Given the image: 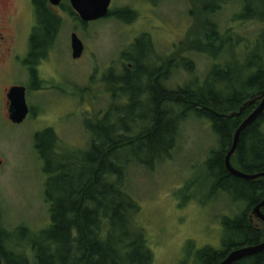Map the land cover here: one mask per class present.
I'll use <instances>...</instances> for the list:
<instances>
[{
  "label": "trees",
  "instance_id": "trees-1",
  "mask_svg": "<svg viewBox=\"0 0 264 264\" xmlns=\"http://www.w3.org/2000/svg\"><path fill=\"white\" fill-rule=\"evenodd\" d=\"M214 1L217 4L213 6L193 1L190 14L194 20L183 46L216 60L230 49L244 57L242 67L232 66L236 60L213 62L202 84L194 89L190 85L170 89L155 78L154 84L143 85L149 97L139 100L141 82L150 79L153 72L144 69V39L136 40L131 59L134 71L126 70L124 76L131 95L130 106L125 111L116 109L113 123L105 118L95 126V119L86 120L92 135L86 149H78L76 157L65 158L53 146L49 147L58 141L52 130L36 133L35 146L44 162L43 170L49 175L44 193L51 203L50 225L29 242L12 241L0 229V256L4 264H151L153 252L144 229L135 221L140 206L127 189V169L134 163L151 169L168 158L175 145L178 124L190 113L209 120L217 136L218 147L211 150L204 163L211 192L220 191L233 203L241 201L244 205L239 214L222 217V247L197 250L195 264H219L231 250L264 241V223L251 217V209L264 199V178L243 180L231 175L224 166L233 134L255 104L246 106L239 116L228 115L264 90V0H240L238 18L259 24L251 43L241 36L233 41L230 29H220L214 15L224 0ZM256 1L263 7H256ZM117 15L127 17L129 11L122 9ZM183 61L185 69L193 67L187 59ZM170 64L166 62V68ZM146 103L150 106L145 109ZM134 109L147 114L142 121L149 122L141 132L126 126L128 119L123 115L132 116ZM263 123L264 112L242 132L231 158L232 165L243 172H264ZM54 164L58 165L53 168ZM187 245L190 252L193 244L188 241ZM234 264H264V252Z\"/></svg>",
  "mask_w": 264,
  "mask_h": 264
},
{
  "label": "rangeland",
  "instance_id": "rangeland-1",
  "mask_svg": "<svg viewBox=\"0 0 264 264\" xmlns=\"http://www.w3.org/2000/svg\"><path fill=\"white\" fill-rule=\"evenodd\" d=\"M152 1L114 0L112 8L133 6L138 14L136 19L127 22L128 16L109 18L78 28V36L85 39L86 54L78 63L72 62L65 50L51 54L53 83L58 85L57 89L30 90L26 99L31 112L23 122L15 124L9 120L3 92L6 83L0 81V229L12 241L29 242L50 225L51 203L44 193L49 175L43 170L44 162L35 146L36 133L52 128L58 142L66 143L64 148L55 147L65 158L76 157L78 149H86L92 138L86 120L92 119V113L106 108L107 104L103 95L91 96L95 95L97 86L100 88L99 84L91 85L97 82V74L96 81L90 84L93 93L86 88L93 68L105 70L110 64L118 75V58L128 50L135 34L146 33L150 37L155 51L151 50L144 62L153 72V78L154 67L163 68L162 79L170 89L186 85L196 88L216 61L224 64L236 60L232 66L242 67L244 57L230 49L216 60L183 46L194 20L190 14L194 0H157L155 7L151 6ZM197 1L212 6L216 3L214 0ZM26 5L22 0H12L9 9L13 19L26 18L30 10L27 7L25 12ZM255 5L263 7L259 1ZM241 9L240 0H224L214 19L221 30L230 29L233 41L241 36L251 43L259 24L238 18ZM72 27L68 19L62 31L68 35ZM183 59L193 67L185 69ZM171 60L177 61V65L166 70V62L172 63ZM77 78L83 90L80 94L78 88V101L68 95L73 86L66 82ZM239 79L242 81L243 76ZM149 106L146 103L145 109ZM142 122L147 125L149 121ZM177 132L168 158L151 169L138 163L130 164L127 169V189L140 206L135 221L144 229L153 252L151 264H195L197 250L206 246L220 249L224 232L222 217L235 216L244 208L241 201L233 203L226 194L211 192L204 167L211 150L218 147L211 122L190 113L179 122ZM254 221L257 220L254 218ZM19 227L22 228L17 230ZM188 241L193 244L190 252H187Z\"/></svg>",
  "mask_w": 264,
  "mask_h": 264
},
{
  "label": "flooded vegetation",
  "instance_id": "flooded-vegetation-1",
  "mask_svg": "<svg viewBox=\"0 0 264 264\" xmlns=\"http://www.w3.org/2000/svg\"><path fill=\"white\" fill-rule=\"evenodd\" d=\"M22 1L27 4L25 12L27 13V7L30 9L29 14H26V18L21 19L18 17L17 19H13L9 9V5L12 4V0H0V81L6 83V85H4L5 87L3 92L5 95L7 112L9 109L7 94L12 87H24L25 99L27 94L32 89H36L37 91L42 89L48 91L51 89L55 90L58 85L53 83L54 76L51 70L52 64L50 62L51 54L65 50L72 62L78 63V60H81V58L86 54V43L83 41V37L78 36V28H86L91 22H99L109 18L115 19L118 17V12L122 9H127L129 11V20H127V22H132V20H135L138 16L137 11L133 8V6L124 5L121 9L112 8L111 6L114 0H110L108 12L104 17L92 21L82 20L78 13L73 10L70 0H58L56 3H53L51 0ZM156 3L157 0H153L151 2V6L155 7ZM38 4H42L43 7L40 9ZM68 19L72 22L73 27L67 35L66 32L62 31V29ZM73 34H76L83 44L82 54L80 57L76 58L73 57ZM142 38L144 39L145 44L143 49V59L145 60L147 54L154 49L148 34L140 33L139 35L135 34V36L132 37V40L128 44V50L122 52L121 56L118 58V75H115L114 66H110V64L105 70L99 71V68H93L94 71L91 74V81L89 82V86L86 88L89 89L88 91L92 94L93 91L91 90V85L97 86L99 84L100 88L97 86L95 95L92 94L91 96L98 98L103 95L107 103L106 108L104 107L97 111L95 110V112L92 113V119H95V126L105 118L109 120V123H113L112 117L116 115V109L125 111V109L130 106L131 95L126 81L124 80V76L126 75V70L134 71V63L131 61V59L134 58L133 46L136 40ZM178 45L179 44L177 43L175 47H178ZM129 50L132 52H128ZM93 55L94 53L92 56ZM148 58H150V56ZM144 60V69L145 71H148L150 69L146 67L147 63L144 62ZM171 62L172 64L167 66L166 70H170L177 65V61L175 63L174 60H171ZM162 70V67L155 66V77L153 78L151 76L150 79H143L141 82V89L137 94L139 100H145V98L147 99L149 97L147 92L143 91L145 90L143 89V85L147 86L149 83L154 84L155 78L158 79L157 82H162L163 79L160 78L163 76ZM95 74L99 76L97 82H95ZM68 80L66 82L72 85L73 89L69 90L67 93L78 101V88L80 94L83 91L82 88L78 86V78L76 80ZM41 83L47 84L45 85ZM28 108L29 112H31L29 105ZM134 110L135 111L132 112V116H130L129 113L128 115L127 113L123 115L128 119L126 126L133 131L141 132L143 131L141 129L146 128L145 123L141 121L147 117V114L141 109ZM131 117L137 121H132ZM46 129L52 130L53 134H55L57 138V134L52 128ZM65 144V142L56 141L52 142L49 147L53 146L54 148H57V146H60L64 148Z\"/></svg>",
  "mask_w": 264,
  "mask_h": 264
},
{
  "label": "water",
  "instance_id": "water-1",
  "mask_svg": "<svg viewBox=\"0 0 264 264\" xmlns=\"http://www.w3.org/2000/svg\"><path fill=\"white\" fill-rule=\"evenodd\" d=\"M51 1L53 3H56L58 0ZM70 2L73 10L77 12L81 19L84 21H92L104 17L108 12V7L110 4V0H70ZM72 48L73 57H80L83 51V44L81 40L76 36V34L72 35ZM7 98L9 101V120L15 124L23 122L29 112V108L25 99V88L22 86L12 87L7 94ZM252 104H255L254 109L242 119V121L236 128L233 134L231 147L224 157L225 169L231 175L243 180H254L261 177L264 178V172L249 174L234 167L231 163V158L237 149L242 132L264 112V90L260 91L258 94L253 95L252 98L245 102L237 112H232L228 115L229 117L239 116L246 106ZM263 209L264 199L251 209V217L264 223ZM261 252H264V241L258 244L240 246L231 250L219 264H234L235 262H238L245 257L252 256ZM0 264H4L2 262L1 256Z\"/></svg>",
  "mask_w": 264,
  "mask_h": 264
},
{
  "label": "bare ground",
  "instance_id": "bare-ground-1",
  "mask_svg": "<svg viewBox=\"0 0 264 264\" xmlns=\"http://www.w3.org/2000/svg\"><path fill=\"white\" fill-rule=\"evenodd\" d=\"M255 3H256V2H255ZM256 7H257V5H256ZM162 77H163V76H161L160 78L162 79ZM160 84H165V81L163 82V80H162V82H161Z\"/></svg>",
  "mask_w": 264,
  "mask_h": 264
}]
</instances>
